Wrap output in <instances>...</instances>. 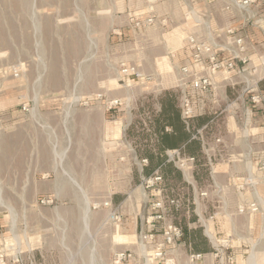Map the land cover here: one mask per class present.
<instances>
[{
	"label": "rangeland",
	"instance_id": "1",
	"mask_svg": "<svg viewBox=\"0 0 264 264\" xmlns=\"http://www.w3.org/2000/svg\"><path fill=\"white\" fill-rule=\"evenodd\" d=\"M238 2L0 0V254L6 264H13L17 255L21 264L163 263L152 247L162 238L145 239L151 221L141 187L150 185V177L143 181L144 172L137 173L138 233L124 236L118 231L124 221L121 207L92 200L86 218L87 203L66 201L75 194L66 179V157L78 148L76 143L89 139L81 130L85 110L93 104L108 108L107 102L116 99L120 103L106 111H119L128 102L134 119L127 133L137 138L133 144L139 154L151 150L147 141L153 133L150 120L156 127L167 117L176 121V106L167 99L168 109L160 115L161 94L158 100L143 79L123 78L120 64L151 68V62L142 60L146 49L136 50L142 33L160 37L167 33L165 38L171 40L169 32L183 24L188 37L199 32L193 29L195 22L200 27L209 22L211 7L232 3L240 7ZM259 4L264 5V0L247 5L255 14L251 13V34L247 31L252 44L248 61L242 62L244 77L227 89L236 104L227 109L223 98L211 112L217 121L207 133L209 147L220 143L214 163L230 158L233 141L237 148L248 149L249 156L234 166L233 176L214 174L211 162L202 158L197 175L200 196L211 197L204 200L202 219L194 224L185 213L170 216L173 224L200 230L201 234L189 236L196 243L195 250L220 248L223 254L217 257L218 264H264V29L257 21ZM137 14H153L156 23L135 28L131 19ZM260 17L264 18V12ZM152 27L160 34L148 32ZM148 51L152 52L151 46ZM169 65V60L163 61L160 68L167 70ZM229 116L237 119L235 124L228 123ZM92 191L96 197L97 191ZM75 192L82 198L85 190ZM173 194L179 196L176 188ZM218 211L221 214L214 218ZM123 251L131 257L119 262L116 253ZM172 254L178 264L176 253ZM228 255L232 260H227Z\"/></svg>",
	"mask_w": 264,
	"mask_h": 264
},
{
	"label": "crops",
	"instance_id": "2",
	"mask_svg": "<svg viewBox=\"0 0 264 264\" xmlns=\"http://www.w3.org/2000/svg\"><path fill=\"white\" fill-rule=\"evenodd\" d=\"M258 6L261 8L258 12L261 15L264 12V5L259 4ZM211 9L209 22L204 24L206 32L202 31L204 25L200 27L201 24L195 22L193 29L199 31L195 34L213 44L219 50L221 57L237 56L238 58L235 70L218 73L214 76L213 87L194 94L197 106L193 117L186 120L182 107V97L187 91V76L183 73L182 67L191 63L190 52L186 47V29L183 24L169 32L173 34L171 40L165 38L167 33L162 37L160 35L147 36L148 33H142L144 38H139L135 44L136 50L143 52L146 49L142 60L151 62V68L142 67L143 72L150 76V79H143L142 82L147 84L148 91L158 100L161 94L162 101L157 112L160 115H165L168 109L167 99H171L177 109L176 121L167 117L162 126L156 127L155 122L150 120L149 125L153 129V133L149 135L147 141L152 146L151 150L139 154L133 144L137 138L131 133H127V128L134 119L133 107L128 102L119 107V111L114 112H107V107L93 104L82 114L81 130L82 133H86L89 139L73 143L78 148H72L71 155L67 154L66 179L72 183L70 188L74 190L75 194L66 201L70 204H90L92 200L100 203L109 201L110 204L113 203L121 207L124 216V221L118 228L121 235L133 237L138 233V220L141 215L138 211L140 202L137 183L138 171L144 172L143 181L155 174L162 176L160 182L141 187L149 202L150 229L154 230L157 239H160L163 237L165 226L174 222V219L170 218L173 213L181 217L186 214L185 217L192 220L194 224L202 219L204 200L206 198L211 200V197L200 196L201 187L197 175L201 169L202 158L211 162L214 174L221 172L233 176L234 166L244 163V159L249 156L248 149L237 148L234 146L237 141H233L229 151L230 158L228 160L223 158L214 163L213 158L216 159L215 156L220 154L218 153L220 152V143L215 141L213 147H209L211 143L207 133L217 121L211 112L217 109L222 99H225L227 109H232L236 104L229 99L227 89L239 83L244 77V64L239 57L240 55L247 56L251 51L252 41L247 35V31L251 34L249 26L251 13L255 14V12H252L251 8L247 6L238 7L233 3L228 6L214 5ZM260 15L257 21H260L261 27L264 29V18H261ZM148 32L160 34L156 33L157 30L154 27L150 28ZM239 37L244 39L246 46L243 53L240 52L236 43ZM150 46L152 47L151 53L148 51ZM168 60L170 61L169 68L161 69L160 63ZM176 102H179L178 105ZM257 105L253 104L255 108H258ZM122 111L123 113H121ZM73 116L78 117L77 114H73ZM226 119L232 125L237 121L234 116H229ZM255 122L259 123L258 120ZM193 145H197V148L192 149ZM144 159H147L146 163L142 161ZM36 173L37 171L34 172V174ZM57 180L59 179L57 178ZM175 188L179 196L173 194ZM75 190H85L84 196L81 198ZM92 190L97 191L96 197ZM167 198L177 200L176 205L168 207L163 219L155 220L153 218V214L156 212L153 208L154 203ZM219 214L221 211H218L214 218H217ZM161 222H164L163 226L157 224ZM158 226L159 228H157ZM194 228L191 231L182 227V236L177 239L175 245L167 246V249L169 252L176 253L178 264H191L189 254L196 253H202L203 257L195 261V264H218L217 257L220 253L223 254V251L217 246H210L201 251L194 249L196 243L194 240H190L189 236L191 232L194 236L197 233L201 234L200 230H196V226ZM152 247L155 249V245ZM172 247L174 248L171 249ZM130 262L133 264V261ZM258 263L253 262V264Z\"/></svg>",
	"mask_w": 264,
	"mask_h": 264
},
{
	"label": "built area",
	"instance_id": "3",
	"mask_svg": "<svg viewBox=\"0 0 264 264\" xmlns=\"http://www.w3.org/2000/svg\"><path fill=\"white\" fill-rule=\"evenodd\" d=\"M255 0H239L240 6H247ZM131 23L135 28L142 29L147 26L154 25L156 23V17L153 14L143 15L137 14L131 19ZM165 23V22H164ZM237 45L239 46L240 52L243 53L246 50L244 39L242 37L237 38ZM186 47L190 52L191 63L183 66L182 71L187 76L186 86L187 91L182 97L183 114L186 120H189L195 114V108L197 106V99L194 94L197 92H204L210 87L214 86V76L221 72L232 71L236 69L237 56H230L223 58L220 55L219 50L207 40L201 38L197 34H190L186 39ZM243 63L248 61L246 55H240L239 57ZM120 75L123 78H138V79H149L150 76L146 75L143 70L135 64H128L122 62L120 64ZM120 103L119 99L110 100L107 102L108 109L114 108ZM194 159V158H192ZM147 161V159H145ZM162 179L160 174H155L147 180L148 184H155ZM43 202L46 199H42ZM177 200L168 198L166 200H160L154 203L153 208L156 212L153 214L155 220H161L164 217V213L170 205H176ZM105 206H109L110 202H105ZM255 205V204H252ZM116 220H121L120 215H112ZM183 234L181 226L170 223L167 224L163 230V237L161 241L156 240L155 243V255L161 259L164 264H177L176 258L172 252H169L167 246L175 245L178 238ZM145 239L153 240L156 239L154 231L149 232L145 235ZM172 247L171 249H173ZM131 257V253L127 251L116 253V259L120 262ZM203 257L202 253H196L191 255V261L195 262ZM227 260H232V256L228 255ZM22 259L19 255L13 258V264H21ZM0 264H6L4 254H0Z\"/></svg>",
	"mask_w": 264,
	"mask_h": 264
},
{
	"label": "bare ground",
	"instance_id": "4",
	"mask_svg": "<svg viewBox=\"0 0 264 264\" xmlns=\"http://www.w3.org/2000/svg\"><path fill=\"white\" fill-rule=\"evenodd\" d=\"M88 204V205H87ZM86 205V210H85V216H86V218L89 216V213H90V210H91V208H90V204L89 203H87Z\"/></svg>",
	"mask_w": 264,
	"mask_h": 264
}]
</instances>
